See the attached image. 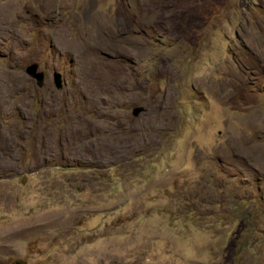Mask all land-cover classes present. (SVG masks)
Segmentation results:
<instances>
[{
  "label": "rangeland",
  "instance_id": "obj_1",
  "mask_svg": "<svg viewBox=\"0 0 264 264\" xmlns=\"http://www.w3.org/2000/svg\"><path fill=\"white\" fill-rule=\"evenodd\" d=\"M0 3V264H264V0Z\"/></svg>",
  "mask_w": 264,
  "mask_h": 264
},
{
  "label": "bare ground",
  "instance_id": "obj_2",
  "mask_svg": "<svg viewBox=\"0 0 264 264\" xmlns=\"http://www.w3.org/2000/svg\"><path fill=\"white\" fill-rule=\"evenodd\" d=\"M1 3H0V6L3 4V3L2 4ZM18 3H20V2H18ZM7 4H8V2H7ZM17 5H19V4H17ZM20 6H22V5H20ZM20 6L18 8H21ZM13 7H14V5H13ZM7 8L9 10L6 12L5 9L3 11L2 8L0 7V52H2V50H1L2 42H3V40L7 34L6 25L15 26L16 25V18L18 17L17 8L14 10H13V8L11 9V7H8V6L6 7V9ZM16 14H17V17H15ZM19 15H20V13H19ZM14 33H16L15 30L13 32H10V34H12V35ZM91 61H93V60H91ZM93 65H95V64H93ZM106 76H108V75H106ZM86 80H87L88 85H91L93 83V82L92 83L90 82L91 80H90L89 76H88V79H86ZM83 81L85 82V80H83ZM21 84H22V78L15 68L13 70L7 72V71H4L0 67V130L4 128L3 120L5 118H9L12 114L11 113L12 111H19L21 115L27 117L26 109L24 108V106L26 104L25 101L27 99L25 100V94L23 93L26 91L27 87L25 85H21ZM101 85H100L101 90L99 92L104 94L110 87L108 88L107 85H105V84H101ZM19 94L22 97L18 96ZM52 105L53 104H51V103L48 104L49 107H51ZM92 107H94V106L92 105ZM52 111H54L53 107H52V110L50 111V113H52ZM7 122H8V120H7ZM15 129H16V127H15ZM10 132H12V129H10L7 133L8 135H6L8 137L6 138L5 143H4V153H3V155L0 156V170H2V172L8 171V170H14L17 168V162L16 161H18V159L16 160L15 153L17 151L16 148L18 149V147H19V143L17 142L16 137L24 136V133H22L21 131H17L15 134L10 133Z\"/></svg>",
  "mask_w": 264,
  "mask_h": 264
},
{
  "label": "water",
  "instance_id": "obj_3",
  "mask_svg": "<svg viewBox=\"0 0 264 264\" xmlns=\"http://www.w3.org/2000/svg\"><path fill=\"white\" fill-rule=\"evenodd\" d=\"M26 72L36 80L38 86L43 87L46 82V73L41 69V66L38 62H33L26 67ZM54 83L58 89H62L64 85L63 74L59 71L53 73ZM144 110L143 107L134 108V116H138ZM21 264V263H18Z\"/></svg>",
  "mask_w": 264,
  "mask_h": 264
},
{
  "label": "flooded vegetation",
  "instance_id": "obj_4",
  "mask_svg": "<svg viewBox=\"0 0 264 264\" xmlns=\"http://www.w3.org/2000/svg\"><path fill=\"white\" fill-rule=\"evenodd\" d=\"M43 70V69H42ZM44 71V70H43ZM45 73H46V71H44ZM46 76H47V74H46ZM65 84H66V81H65V79H64V85H63V87L65 86Z\"/></svg>",
  "mask_w": 264,
  "mask_h": 264
}]
</instances>
